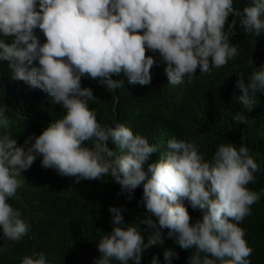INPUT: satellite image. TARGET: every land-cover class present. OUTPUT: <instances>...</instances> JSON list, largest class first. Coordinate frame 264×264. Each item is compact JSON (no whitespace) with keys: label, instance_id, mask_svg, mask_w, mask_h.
<instances>
[{"label":"clouds","instance_id":"clouds-1","mask_svg":"<svg viewBox=\"0 0 264 264\" xmlns=\"http://www.w3.org/2000/svg\"><path fill=\"white\" fill-rule=\"evenodd\" d=\"M235 20L246 34L264 33V0H0V61L7 62L13 79L43 91L63 110L38 136L30 134L17 145L21 135L10 124L8 107L0 105L3 237L14 246L30 231L18 208L21 190L35 171L30 166L40 157L42 168L72 177L73 184L108 176L129 200L142 185L144 217L126 223V209L110 206L112 228L96 242L99 256L92 264H176L172 249L146 250L165 238L183 250L194 249L187 264H249L252 248L238 225L264 196V190L246 187L259 171L250 150L220 143L207 160L191 139L172 137L159 159L148 163L158 146L138 131L161 108L145 90L150 71L158 70L169 85L184 87L198 68L211 74L223 67L238 54L231 43ZM113 75L123 76V85L134 89L133 125L128 127L122 122L102 127L89 108L96 99L92 89L81 86L86 77L112 92L121 86ZM243 77L235 85L244 111L232 121L248 124L246 113L257 105L256 95L264 94V63L247 84ZM185 200L201 211V219L190 223ZM83 255L75 244L61 246L54 264H89ZM15 264L52 263L40 251Z\"/></svg>","mask_w":264,"mask_h":264},{"label":"trees","instance_id":"trees-1","mask_svg":"<svg viewBox=\"0 0 264 264\" xmlns=\"http://www.w3.org/2000/svg\"><path fill=\"white\" fill-rule=\"evenodd\" d=\"M235 21L231 43L237 47L238 54L223 67L212 69L211 74L200 73L198 68L193 74L195 78L184 87L169 85L159 77L158 70L150 71L151 80L145 90L157 97L161 108L156 116L141 124L138 131L151 139L150 144L158 146L148 163L159 159L172 137L191 139L207 160L211 159L217 144L233 143L236 148L244 145L259 168L254 182L246 187L259 193L264 190V94L256 95L257 105L246 113L248 124L234 123L232 116L244 111L237 100L240 91L236 80L242 74L247 84V77L264 63V33L257 37L246 34L239 20ZM35 31L43 42L42 33L39 29ZM111 78L118 79L121 85L112 92L106 91V85H99L96 79H81V86L90 87L96 97L89 102V108L95 110L96 120L102 127H114L117 123H125L126 127L128 123L133 125L135 97L131 90L134 89L123 85V76ZM16 88L20 90L17 92ZM0 105L8 107L10 124L21 135L17 145H22L30 134L38 136L51 120L63 115L61 106L53 103L46 93L13 79L6 61H0ZM109 147L118 152L115 145L110 143ZM30 167L35 171L21 190L24 199L18 209L31 228L22 239L25 241L14 246L0 233V247L6 249L0 252V264H15L24 256L40 251L54 264L59 260L61 246L67 248L71 244H75L84 254L83 259L92 264L93 258L99 256L96 242L112 228L110 206L126 209L122 212L126 223L144 217L142 185L133 191L129 200L108 176L73 184L72 177H62L51 168H42L40 157ZM184 204L190 223L202 218L200 210L192 209L186 200ZM238 226L252 248L247 257L249 264H264V196L250 206V214ZM163 233L166 234L167 229ZM165 249L177 253L176 264H187L194 251L181 249L172 238H165L162 244L146 250L163 253Z\"/></svg>","mask_w":264,"mask_h":264}]
</instances>
